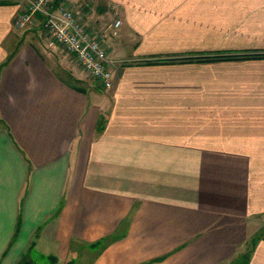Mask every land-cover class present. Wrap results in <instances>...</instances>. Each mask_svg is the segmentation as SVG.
I'll list each match as a JSON object with an SVG mask.
<instances>
[{"label":"crops","instance_id":"1","mask_svg":"<svg viewBox=\"0 0 264 264\" xmlns=\"http://www.w3.org/2000/svg\"><path fill=\"white\" fill-rule=\"evenodd\" d=\"M0 1V264H264V0H64L109 89Z\"/></svg>","mask_w":264,"mask_h":264},{"label":"built area","instance_id":"2","mask_svg":"<svg viewBox=\"0 0 264 264\" xmlns=\"http://www.w3.org/2000/svg\"><path fill=\"white\" fill-rule=\"evenodd\" d=\"M25 7L15 17L17 26L32 25L38 14H41L47 46H61L73 53L81 66L103 88L112 87L114 69L119 59L109 51L107 38L118 35L121 19H116L95 33L64 0H27Z\"/></svg>","mask_w":264,"mask_h":264},{"label":"trees","instance_id":"3","mask_svg":"<svg viewBox=\"0 0 264 264\" xmlns=\"http://www.w3.org/2000/svg\"><path fill=\"white\" fill-rule=\"evenodd\" d=\"M5 2V1H0ZM263 56V54H255V55H249V54H244V55H239V54H214L211 56L206 57V60H233V59H243V58H250V57H260ZM25 264H34L29 261H26Z\"/></svg>","mask_w":264,"mask_h":264},{"label":"rangeland","instance_id":"4","mask_svg":"<svg viewBox=\"0 0 264 264\" xmlns=\"http://www.w3.org/2000/svg\"><path fill=\"white\" fill-rule=\"evenodd\" d=\"M18 1H21L22 3H23V5L22 6H20L21 8L20 9H18V13H17V15L20 13V12H22L26 7V2H27V0H18ZM20 2V3H21ZM35 24V23H34ZM33 25V24H32ZM31 24L30 25H28V26H24V27H21L22 29L23 28H30L31 26H32ZM17 26V25H16ZM17 27H19V26H17ZM33 27V26H32ZM93 31V30H92ZM46 41V40H45ZM46 44H47V42H46ZM48 47V46H47ZM56 47H58V46H56ZM59 47H61V46H59ZM49 48V47H48ZM55 48V47H54ZM54 48H49V49H54ZM64 49V48H63ZM65 50V49H64ZM76 61H77V59H76ZM76 66L77 67H79L80 68V70H85L82 66H81V64L77 61V63H76ZM85 72H86V70H85ZM90 74H88V76H89ZM88 76H87V78H88ZM90 77V76H89Z\"/></svg>","mask_w":264,"mask_h":264}]
</instances>
